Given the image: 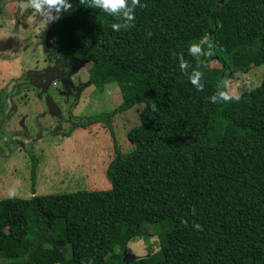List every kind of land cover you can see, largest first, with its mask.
<instances>
[{"label": "trees", "instance_id": "1", "mask_svg": "<svg viewBox=\"0 0 264 264\" xmlns=\"http://www.w3.org/2000/svg\"><path fill=\"white\" fill-rule=\"evenodd\" d=\"M71 3L55 22L54 53L90 63L89 83H115L121 102L94 116L69 114L67 133L102 123L112 136L113 116L141 102L126 132L133 147L113 141L108 188L43 195L25 148L32 194L0 199V261L264 264V77L237 96L227 91L232 73L264 63V0H141L134 25L118 32L114 17ZM141 235H155L158 249L126 259L128 241Z\"/></svg>", "mask_w": 264, "mask_h": 264}, {"label": "rangeland", "instance_id": "2", "mask_svg": "<svg viewBox=\"0 0 264 264\" xmlns=\"http://www.w3.org/2000/svg\"><path fill=\"white\" fill-rule=\"evenodd\" d=\"M20 4L17 0L0 2V93L5 95L0 115V199L32 194L31 160L25 148L37 159L35 194L106 189L109 184L104 170L113 156V141L123 151L132 149L126 132L138 124L143 104L135 103L113 116L112 136L102 123L67 133L69 114L83 118L107 112L120 104V92L113 82L101 90L90 84V63L59 60L53 47L46 44L52 21L34 12L27 0L23 8ZM194 51L200 55L199 45H194ZM210 65L218 64L211 60ZM46 71L51 76L42 91ZM263 77L264 63L250 65L245 72L230 75L227 91L237 96L258 85ZM46 96L58 116L47 107ZM59 116L65 121H59ZM145 228L150 231L149 225ZM20 232L29 234L26 229ZM127 247L125 258L133 259L149 255L159 246L155 235H141L128 241Z\"/></svg>", "mask_w": 264, "mask_h": 264}, {"label": "clouds", "instance_id": "3", "mask_svg": "<svg viewBox=\"0 0 264 264\" xmlns=\"http://www.w3.org/2000/svg\"><path fill=\"white\" fill-rule=\"evenodd\" d=\"M27 4L31 9L38 15L42 16L48 22L59 20L61 13L67 14L73 8L71 0H27ZM25 6V0H21L20 7ZM141 0H86V7L89 9H97L100 12L112 16L117 22L112 23L111 27L113 31H120L122 29L127 30L134 25L135 21V10L137 7H143ZM185 65L181 64V68ZM201 73L194 72L190 77V82L197 88L200 89L203 85L200 83ZM219 98L228 100L230 97L224 93L219 94ZM213 102L217 100V96L214 95L210 98ZM185 226L187 222L185 221ZM194 228L197 231L202 230V226L194 224ZM0 264H3L0 261ZM89 264H93L91 260Z\"/></svg>", "mask_w": 264, "mask_h": 264}, {"label": "water", "instance_id": "4", "mask_svg": "<svg viewBox=\"0 0 264 264\" xmlns=\"http://www.w3.org/2000/svg\"><path fill=\"white\" fill-rule=\"evenodd\" d=\"M55 22H56V20H54V21L51 22V26H50V29H49V37H48V38H50V39H49V40L47 41V43H46V44H48L49 46H52V47H53V50H54V41H53V39H54V26H55ZM53 66H54V65H53ZM52 70H54V68H53ZM50 76H51V72H49V73L47 74V71H46V74H45V76H44V80H45V82H46L47 80L50 79ZM45 87H46V86H45V83L43 82V85H42V90H43V91L45 90ZM45 100H46L47 107H48L51 111H53L54 114H55L56 116H58V112H57L56 108L54 107L53 103L48 99L47 96L45 97Z\"/></svg>", "mask_w": 264, "mask_h": 264}, {"label": "flooded vegetation", "instance_id": "5", "mask_svg": "<svg viewBox=\"0 0 264 264\" xmlns=\"http://www.w3.org/2000/svg\"><path fill=\"white\" fill-rule=\"evenodd\" d=\"M47 81H48V80H47ZM47 81H46V82H45V80L43 81V82L45 83V86H46V85H49V84H46V83H47ZM48 82H49V81H48ZM42 85H43V84H42ZM46 87H47V86H46ZM46 87H45V88H46ZM42 91H43V90H42ZM59 121H65V119H62V117H61V116H59Z\"/></svg>", "mask_w": 264, "mask_h": 264}]
</instances>
